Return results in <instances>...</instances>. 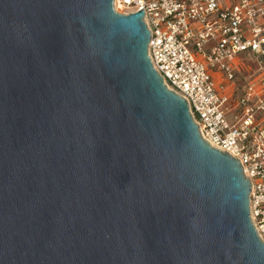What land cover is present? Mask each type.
Segmentation results:
<instances>
[{"label": "water", "instance_id": "95a60500", "mask_svg": "<svg viewBox=\"0 0 264 264\" xmlns=\"http://www.w3.org/2000/svg\"><path fill=\"white\" fill-rule=\"evenodd\" d=\"M113 3L0 0V264H264L239 160Z\"/></svg>", "mask_w": 264, "mask_h": 264}, {"label": "built area", "instance_id": "2783aa9c", "mask_svg": "<svg viewBox=\"0 0 264 264\" xmlns=\"http://www.w3.org/2000/svg\"><path fill=\"white\" fill-rule=\"evenodd\" d=\"M122 14L144 10L150 34L148 54L170 89L186 99L200 135L212 147L239 160L250 180V216L264 242V79L250 83L239 98L241 112L231 124L224 104V85L211 73L217 67L236 78L232 62L254 54L264 69V0H114Z\"/></svg>", "mask_w": 264, "mask_h": 264}, {"label": "crops", "instance_id": "0c3cea01", "mask_svg": "<svg viewBox=\"0 0 264 264\" xmlns=\"http://www.w3.org/2000/svg\"><path fill=\"white\" fill-rule=\"evenodd\" d=\"M236 69V78L230 80L217 67L211 68L212 76L218 85H224L223 94L227 96L224 104L226 117L231 124H236V116L240 114L239 98L243 89L250 83H259L264 79V69H262L254 54L241 53L232 62ZM264 97V90H260L257 96ZM257 124H264V112H258L256 115Z\"/></svg>", "mask_w": 264, "mask_h": 264}]
</instances>
